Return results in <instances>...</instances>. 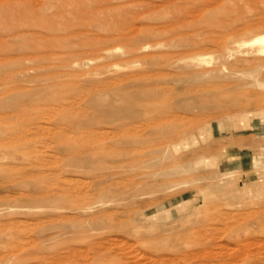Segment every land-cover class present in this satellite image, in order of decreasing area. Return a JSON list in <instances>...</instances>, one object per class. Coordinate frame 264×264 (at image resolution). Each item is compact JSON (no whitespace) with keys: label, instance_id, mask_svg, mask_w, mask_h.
I'll return each instance as SVG.
<instances>
[{"label":"rangeland","instance_id":"1","mask_svg":"<svg viewBox=\"0 0 264 264\" xmlns=\"http://www.w3.org/2000/svg\"><path fill=\"white\" fill-rule=\"evenodd\" d=\"M261 32L264 0H0V264H264Z\"/></svg>","mask_w":264,"mask_h":264},{"label":"bare ground","instance_id":"2","mask_svg":"<svg viewBox=\"0 0 264 264\" xmlns=\"http://www.w3.org/2000/svg\"><path fill=\"white\" fill-rule=\"evenodd\" d=\"M250 44L251 45H256V48H255V51L257 52V53H260V54H264V32H261V33H257V34H255V35H253V37L250 39ZM97 43V42H96ZM146 46V45H145ZM148 47V46H147ZM145 49V48H144ZM89 62V61H88ZM73 65V64H72ZM223 68H220V70H222ZM224 70V69H223ZM21 134V133H20ZM22 137H24V136H22ZM10 140V139H9ZM15 141H16V138L14 139ZM20 140V139H19ZM11 141H12V139H11ZM13 142V141H12ZM82 179V178H81ZM69 180V179H68ZM73 180V179H72ZM66 181V180H65ZM68 182V181H67ZM70 182V181H69ZM75 183H76V181H74ZM80 182V181H79ZM78 184V183H77ZM69 186H70V184H69ZM72 187V186H71ZM77 187V186H76ZM82 187V186H81ZM63 188V187H62ZM61 188V189H62ZM66 188V187H65ZM40 195H45L44 193H40ZM250 217V216H249ZM249 240V239H248ZM248 240H246V242H248ZM264 242V241H263ZM249 243L250 242H248V244L247 243H245V244H247V246H245L246 248H247V250H248V245H249ZM242 244H244V243H242ZM244 244V245H245ZM253 244V243H252ZM263 244V243H262ZM98 247V246H97ZM230 247V246H229ZM244 247V246H243ZM242 247V248H243ZM80 248V247H79ZM101 248V247H100ZM104 248V247H103ZM15 249V248H14ZM244 249V248H243ZM80 250V249H79ZM240 250V249H239ZM113 251V250H112ZM208 251V250H207ZM210 251H212V250H210ZM238 251V250H237ZM241 251V250H240ZM243 251V250H242ZM248 251H250V250H248ZM253 251V250H252ZM245 252L244 254L246 255H244L245 256V258L246 259H248L249 260V257L250 256H252L251 254L253 253V252ZM213 252V251H212ZM234 252V251H233ZM232 251H231V256L233 255V256H235L236 255V253H234V254H232L233 253ZM263 252V251H262ZM208 253H210V252H208ZM217 253V252H216ZM239 253V252H238ZM238 253H237V256H238ZM242 253V252H241ZM260 253V252H259ZM77 254V253H76ZM196 254V253H195ZM240 255V254H239ZM260 255L262 256V254L260 253ZM236 256V258H238V257H240V256H242V255H240V256H238L237 257ZM264 256V255H263ZM257 257V256H256ZM233 258V257H232ZM242 259V258H241ZM227 261V260H226ZM231 262H234V261H231ZM236 262V261H235ZM223 263V262H222ZM225 263V262H224ZM248 263V262H247ZM252 264V263H251Z\"/></svg>","mask_w":264,"mask_h":264}]
</instances>
